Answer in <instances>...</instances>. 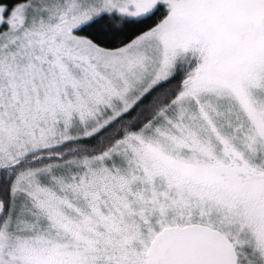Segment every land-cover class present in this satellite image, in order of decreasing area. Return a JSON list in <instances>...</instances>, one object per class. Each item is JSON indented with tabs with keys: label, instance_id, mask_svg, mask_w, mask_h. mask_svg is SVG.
<instances>
[{
	"label": "snow or ice",
	"instance_id": "1",
	"mask_svg": "<svg viewBox=\"0 0 264 264\" xmlns=\"http://www.w3.org/2000/svg\"><path fill=\"white\" fill-rule=\"evenodd\" d=\"M0 264H264V0H0Z\"/></svg>",
	"mask_w": 264,
	"mask_h": 264
},
{
	"label": "trees",
	"instance_id": "2",
	"mask_svg": "<svg viewBox=\"0 0 264 264\" xmlns=\"http://www.w3.org/2000/svg\"><path fill=\"white\" fill-rule=\"evenodd\" d=\"M16 2H18V0H8V3L10 4H15Z\"/></svg>",
	"mask_w": 264,
	"mask_h": 264
}]
</instances>
